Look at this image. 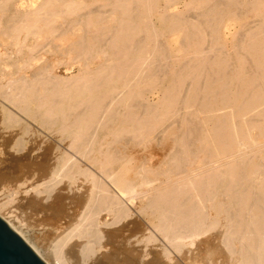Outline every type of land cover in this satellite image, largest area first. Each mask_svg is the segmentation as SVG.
Segmentation results:
<instances>
[{"label": "bare ground", "instance_id": "obj_1", "mask_svg": "<svg viewBox=\"0 0 264 264\" xmlns=\"http://www.w3.org/2000/svg\"><path fill=\"white\" fill-rule=\"evenodd\" d=\"M13 1L0 70L23 74L0 83V218L46 264L69 241L81 264H175L181 244L264 264V0ZM40 45L58 58L35 63ZM62 61L77 72L54 73Z\"/></svg>", "mask_w": 264, "mask_h": 264}, {"label": "rangeland", "instance_id": "obj_2", "mask_svg": "<svg viewBox=\"0 0 264 264\" xmlns=\"http://www.w3.org/2000/svg\"><path fill=\"white\" fill-rule=\"evenodd\" d=\"M18 1V2H17ZM24 0H14L13 1V3H12V9L13 10H21L22 8H23V6H24ZM20 5V6H19ZM246 15H247V18L248 19H250V18H252V13H250V12H248V13H246ZM228 47V46H227ZM226 47V48H227ZM42 48V49H41ZM38 49V50H37ZM45 50V48L43 47V45H40L38 48H36L34 51H33V53H35L34 55H33V57H34V59L36 60V62L35 63H40V64H49L48 62H47V60L50 62V59L51 58H53V59H55V57L56 58H58V56H56L57 54L54 52V54H55V57L53 56L54 54H52V52H51V54H50V51H45V52H43ZM37 51V52H36ZM42 52V53H41ZM43 53H47V54H43ZM38 54V55H37ZM40 54V55H39ZM51 56V57H50ZM53 56V57H52ZM39 57V58H38ZM42 57V58H41ZM37 58V59H36ZM50 58V59H49ZM43 59L46 61V62H44L43 61ZM52 60V59H51ZM40 61V62H39ZM98 60H96V62H97ZM40 64H38V65H40ZM56 65H57V67H56ZM56 65H54L53 66V72L54 73H57V74H60V75H62V76H66V75H70V74H75L76 72H77V66H76V64L74 63L72 66H71V68H69V69H66V67H65V64L63 65V61H62V63H58V64H56ZM7 68H9V67H7ZM11 71V70H10ZM31 70H27L26 72L23 70V72H24V74H28L29 72H30ZM76 71V72H75ZM12 72V71H11ZM11 72H8V71H3V70H0V83H2L3 81H5V78L4 77H6V75L8 76V75H18V74H23L22 73V70H19V69H17L16 70V72L14 71L13 73H11ZM3 73V74H2ZM6 74V75H5ZM0 90H1V88H0ZM2 90H4L3 88H2ZM148 99H149V102H153L154 100H156L157 99V94L155 93V94H151V95H149L148 96ZM180 110V109H179ZM181 112L182 111H179V113L181 114ZM27 121H29L28 123H30L31 125H36L37 123H35L32 119H30V118H28V120ZM38 126V125H37ZM41 128V130L43 131V134H46V135H54V134H56V130L54 129V128H52V129H45V128H42V127H40ZM53 131H55L54 133H53ZM46 132H49L48 134L46 133ZM58 135V134H57ZM148 158V157H147ZM80 161V160H79ZM128 165L129 166H132V165H134L132 162H130V163H128ZM95 171H98L96 168L94 169ZM84 179V178H83ZM83 179H82V177H80V180H82L83 181ZM79 180V179H78ZM79 180V181H80ZM81 181V182H82ZM136 195H138V192L136 193ZM18 198V197H17ZM16 197H15V199H14V197L12 198V199H14L13 200V202L11 203V201H12V199H10L8 202H6V205H7V208L10 210L11 209V211H12V213L11 214H13L14 212V216H19V217H15L16 218V220H15V218L14 217H11V218H13L14 219V222H15V225L16 226H18V227H20V228H22V230H25L26 229V227H28V228H30L31 227V229H32V222H33V220H34V218L36 217L35 216V213H34V210H32L31 212H32V214H33V216L34 217H32L31 215V212H29L31 209H29L28 210V206L25 208V203H24V201L21 203V201H20V198L17 200V203H16V199H17ZM141 199H139V198H134L133 199V202L135 201H140ZM14 203H16V204H14ZM25 204V205H24ZM134 204V203H133ZM133 204H132V206H133ZM22 205V206H21ZM24 205V206H23ZM13 206L15 207L14 209H13ZM21 206V207H20ZM24 207V208H23ZM21 208V209H20ZM20 209V210H19ZM15 210V211H14ZM78 210H80L79 208H78ZM17 212V213H16ZM27 212H29V213H27ZM24 213V214H23ZM29 214H31V215H29ZM79 213H77V212H75V215H74V218H75V216H77ZM23 215V216H22ZM24 215H25V217H24ZM28 215V216H27ZM26 217H27V219H26ZM31 217V218H30ZM79 217V216H78ZM19 218V219H18ZM142 218L145 220L144 222H146L147 224H150L149 223V221H148V219L146 218V216H142ZM20 219H21V222H20ZM36 219V218H35ZM76 219H77V217H76ZM75 219V220H76ZM27 221V222H26ZM29 222V223H28ZM21 225H20V224ZM19 224V225H18ZM24 224V225H23ZM26 224L28 225V226H26ZM45 228H46V226H45ZM155 237H157V238H159V239H157V240H159V242H163V243H165V246H166V248L167 249H169L170 250V248H172V244L171 243H169L168 241H166L165 240V238L163 237V236H161V235H159V234H157V235H155ZM30 238L32 239V237L30 236ZM39 239L43 242V245H46V246H48V244H49V242H50V239H51V236L49 235V232L46 234V232H45V235L44 234H42L41 235V237L39 236ZM81 238H79L78 240H80ZM84 239V238H83ZM33 240V239H32ZM39 240V241H40ZM85 240V239H84ZM165 240V241H164ZM70 242V241H69ZM68 242V244H66L65 246L67 247H65L64 246V249H63V256H62V258H63V260H64V262H65V264H68V262H69V264H81V262L79 261L80 260V257H79V254H78V251L75 249V247H73L72 246V244L71 243H69ZM43 245H41V246H43ZM164 245V244H163ZM181 246H182V248H181V250L180 251H182L181 253H178V251H176V250H174L175 252H177L176 254H177V260H176V263L175 264H180V263H183V264H208L209 262L205 259V258H202V256L200 257H198L197 255H194V256H197L196 257V259H192V255L190 254V255H188V256H186V254H188L186 251L183 253V249H185L184 248V246L185 245H182L181 244ZM40 248H42V247H40ZM43 249V248H42ZM45 249V248H44ZM43 249V250H44ZM67 249H68V251H67ZM173 249V248H172ZM75 250V251H74ZM71 251V252H70ZM179 251V252H180ZM68 252V253H67ZM75 253V254H74ZM68 254H70V255H68ZM184 255V256H183ZM202 255V254H201ZM71 256V257H70ZM68 257V258H67ZM189 259H188V258ZM66 258V259H65ZM71 258V259H70ZM200 258V259H199ZM69 259V260H68ZM76 259H78V260H76ZM182 259V260H181ZM192 259V260H191ZM66 260V261H65ZM204 260V261H203ZM206 260V261H205ZM68 261V262H67ZM71 261H73L72 263H71ZM79 261V262H78ZM178 261V262H177ZM203 261V262H202ZM52 262V261H51ZM84 264H90V263H84ZM210 264V263H209ZM213 264V263H212Z\"/></svg>", "mask_w": 264, "mask_h": 264}, {"label": "water", "instance_id": "obj_3", "mask_svg": "<svg viewBox=\"0 0 264 264\" xmlns=\"http://www.w3.org/2000/svg\"><path fill=\"white\" fill-rule=\"evenodd\" d=\"M0 264L46 263L0 218Z\"/></svg>", "mask_w": 264, "mask_h": 264}]
</instances>
